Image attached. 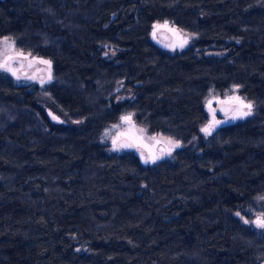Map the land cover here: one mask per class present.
I'll use <instances>...</instances> for the list:
<instances>
[{
	"label": "trees",
	"instance_id": "1",
	"mask_svg": "<svg viewBox=\"0 0 264 264\" xmlns=\"http://www.w3.org/2000/svg\"><path fill=\"white\" fill-rule=\"evenodd\" d=\"M160 20L190 45H157ZM2 37L53 79L0 69V264L264 262L242 219L264 211V0H0ZM234 85L253 114L204 135L206 97ZM127 113L182 145L152 164L111 151Z\"/></svg>",
	"mask_w": 264,
	"mask_h": 264
},
{
	"label": "rangeland",
	"instance_id": "2",
	"mask_svg": "<svg viewBox=\"0 0 264 264\" xmlns=\"http://www.w3.org/2000/svg\"><path fill=\"white\" fill-rule=\"evenodd\" d=\"M165 22L167 26L165 27ZM154 25H159L154 29ZM155 31V36L153 32ZM167 35V38L163 36ZM151 39L159 45L161 48L175 51L186 48L190 45L194 34L183 30L178 27L176 24L170 22L169 20H160L156 21L152 25V30L150 33ZM187 43H181L183 41ZM225 52V51H224ZM17 53H23V56H18ZM116 53L115 49L111 45H106L104 47V54L107 56H114ZM207 54H221V50H208ZM6 56H11L12 59L8 60V66L12 71H5L3 68L1 70L9 73L18 83H37L41 87H45L53 79V64L49 58L43 56L32 55L27 52H23L16 48L15 42L11 37H2L0 38V63H3ZM26 57V58H25ZM32 61V65L28 66V61ZM41 61H49V64L42 63ZM13 72L16 74L13 75ZM51 77V78H49ZM239 97V101L234 99ZM47 98V93L42 90L39 95L41 102L45 103ZM251 104V114L254 112V103L251 100H248L243 95L239 93L237 85L231 87L229 91L224 94H218L210 92L204 101V107L207 112L208 118L204 125L201 126V132L204 135H209L202 131L203 128L207 127L210 123H213V117L215 121H220V123L215 124L211 129L210 134L215 131L218 127L234 123L238 120L247 118V116L236 115L235 110L241 108V103ZM223 104L230 105L231 109L227 113L220 112V106ZM243 111H248L247 108H243ZM235 116V118H233ZM122 117H128L129 119H122ZM102 141L107 142L109 149L114 152H122L124 149L121 146L123 140H127L132 143L133 150L138 154L141 161L145 164H152L161 159L171 157L174 151L179 148L182 143L181 141L164 135L162 133H149L145 126H142L135 122L132 113H127L121 116L120 120L113 124L110 128L106 129L101 136ZM116 141L114 144L113 141ZM169 140L173 142H178L179 147H173L169 144ZM153 159L155 162H153ZM147 161V162H145ZM264 214V211L256 212L255 216L252 219H247L242 216V219L249 221V223L254 224L253 221L257 219L258 216ZM264 231V228H262ZM264 264V262L262 263Z\"/></svg>",
	"mask_w": 264,
	"mask_h": 264
},
{
	"label": "snow or ice",
	"instance_id": "3",
	"mask_svg": "<svg viewBox=\"0 0 264 264\" xmlns=\"http://www.w3.org/2000/svg\"><path fill=\"white\" fill-rule=\"evenodd\" d=\"M164 26L165 27L167 26V22H165ZM153 27L155 29V28L160 27V26L159 25H154ZM153 36H155V31L153 32ZM184 43H187V41L186 40L183 41V43H181L180 46L183 47ZM17 55L18 56H23L24 54L23 53H17ZM10 59H12L11 56H6L5 60L3 61V63H0V68H3L5 71H12V69L8 66V60H10ZM41 62L50 65L49 61H41ZM15 74L16 73L13 72V75H15ZM49 78H51V77H49ZM234 99L239 101L240 98L239 97H235ZM240 103H241V108L235 110L236 115H239V116L250 115L251 114L252 105L251 104H243L242 101ZM243 108H247L248 111H243L242 110ZM233 118H235V116ZM53 119H55V117H53ZM122 119H129V118L128 117H122ZM213 121H214L213 123H210L207 127L203 128L202 131H204L207 134H210L211 129L215 126V124L220 123V121H215V117H213ZM168 142L173 147H179V143L178 142H173L172 140H169ZM113 143L115 144L116 141L114 140ZM121 146L122 147H132L133 145L130 144V143H125V144H123ZM145 162H147V161H145ZM153 162H155L154 159H153ZM262 198H264V197H262ZM237 215H239V213H237ZM244 223H249V221L245 220ZM253 223L259 228H264V214H261L260 216H258L257 219L255 221H253Z\"/></svg>",
	"mask_w": 264,
	"mask_h": 264
},
{
	"label": "water",
	"instance_id": "4",
	"mask_svg": "<svg viewBox=\"0 0 264 264\" xmlns=\"http://www.w3.org/2000/svg\"><path fill=\"white\" fill-rule=\"evenodd\" d=\"M163 36L165 37V38H167V35L166 34H163ZM27 65L28 66H31L32 65V61H28V63H27ZM230 109H231V107H230V105H228V104H223V105H221L220 106V112H222V113H227V112H229L230 111ZM125 143H130V144H132L131 142H129V141H127V140H123L122 142H121V145H123V144H125ZM123 149L125 150V149H133V146L132 147H123Z\"/></svg>",
	"mask_w": 264,
	"mask_h": 264
}]
</instances>
